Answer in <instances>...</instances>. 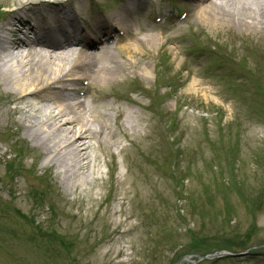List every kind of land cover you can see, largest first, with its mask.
<instances>
[{"label": "rangeland", "instance_id": "obj_1", "mask_svg": "<svg viewBox=\"0 0 264 264\" xmlns=\"http://www.w3.org/2000/svg\"><path fill=\"white\" fill-rule=\"evenodd\" d=\"M192 10L148 0L140 11L152 22L139 37L173 21L180 30L144 60L147 79L139 71L107 91L102 110L136 111L129 136L142 143L119 135L115 173L99 154V174L74 192L26 132L0 129V264H190L264 245V35L211 32ZM254 251L194 264H264V247Z\"/></svg>", "mask_w": 264, "mask_h": 264}, {"label": "bare ground", "instance_id": "obj_2", "mask_svg": "<svg viewBox=\"0 0 264 264\" xmlns=\"http://www.w3.org/2000/svg\"><path fill=\"white\" fill-rule=\"evenodd\" d=\"M139 1L122 0L99 14L93 0H0V117L6 118L0 129L26 132L49 164L57 165V175L72 181L74 192L86 178L99 174L100 155L114 157L116 172V158L124 149L119 135L130 146L141 147L129 136L138 127L136 111L118 106L112 120L109 110H102L109 88L139 71L147 79L150 70L144 60L175 38L173 32L162 31L138 36L149 29L140 18L133 23L132 10L144 9ZM191 3L194 20L211 32L236 28L264 35V0ZM114 32L122 41L129 39L113 47ZM133 103L145 106L140 100ZM111 181L114 185L116 177ZM111 192L116 195L119 189Z\"/></svg>", "mask_w": 264, "mask_h": 264}]
</instances>
